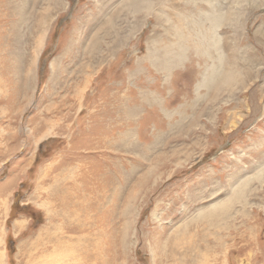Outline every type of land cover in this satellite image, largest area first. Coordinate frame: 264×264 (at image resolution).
<instances>
[{
	"label": "rangeland",
	"instance_id": "obj_1",
	"mask_svg": "<svg viewBox=\"0 0 264 264\" xmlns=\"http://www.w3.org/2000/svg\"><path fill=\"white\" fill-rule=\"evenodd\" d=\"M236 1L0 0V264H264V0Z\"/></svg>",
	"mask_w": 264,
	"mask_h": 264
},
{
	"label": "bare ground",
	"instance_id": "obj_2",
	"mask_svg": "<svg viewBox=\"0 0 264 264\" xmlns=\"http://www.w3.org/2000/svg\"><path fill=\"white\" fill-rule=\"evenodd\" d=\"M223 1V0H222ZM235 1V0H234ZM240 1V0H239ZM238 1V2H239ZM248 1V0H247ZM238 2L236 1V5H242V7H243V4H242V0L239 2V4H238ZM261 2H262V0H255V2H254V5H260L261 4ZM235 3V2H234ZM229 4V3H228ZM253 3L251 2L250 3V5H252ZM208 5H209V3H208ZM226 5V4H225ZM235 5V4H234ZM263 5V4H262ZM211 6H213V5H211ZM215 6V5H214ZM228 6V5H227ZM261 6V5H260ZM222 8V7H221ZM236 8V7H235ZM22 9V8H21ZM207 10V9H206ZM209 11L211 10V9H208ZM222 10H223V8H222ZM239 11L241 10V9H238ZM226 11V10H225ZM208 12V11H207ZM235 12H237L238 13V11H235ZM209 13V12H208ZM223 13V12H222ZM235 14V13H234ZM240 14H241V12H240ZM206 15V14H205ZM205 15H203V17H205ZM228 17H226V18H224V19H229V17H230V14H229V12H228ZM238 15V14H237ZM207 16V15H206ZM210 17L208 18V19H210V31H209V33H207V34H203V36H202V38L200 39V41H209V44H210V48L208 49V50H212L213 51V53L214 54H216V53H219L218 51L220 50L219 48H218V41L221 39L220 38V36L221 35H219L218 37H217V29H218V27H220L221 26V22H220V20H219V13H218V6L216 5L215 6V8H214V11H211V14L209 15ZM241 16H239L238 18H240ZM245 17V16H244ZM201 18V17H200ZM203 19H205V18H203ZM222 19V18H221ZM199 20V19H198ZM262 20V19H261ZM205 21H207V20H204V22ZM227 21V20H226ZM203 22V23H204ZM224 22V21H223ZM202 23V22H201ZM200 23V24H201ZM227 23V22H226ZM238 23V22H237ZM196 24V23H195ZM206 24H208V22H206ZM193 25V24H192ZM203 24H201V26H202ZM205 25V24H204ZM200 26V25H199ZM225 26L227 27V24H223V27H224V29H225ZM203 27V26H202ZM208 28H209V26H208ZM202 29V28H201ZM227 29H228V27H227ZM207 30V29H206ZM202 31V30H201ZM257 31V30H256ZM202 34V33H201ZM220 34V33H219ZM260 34H261V32H260ZM263 37H264V34L262 35ZM261 36V37H262ZM216 38H217V40H216ZM223 39V38H222ZM263 42H264V40H262ZM219 49V50H218ZM211 52V51H210ZM233 52V51H232ZM256 52V51H255ZM234 55V54H233ZM228 56V55H227ZM219 59V58H218ZM216 63V62H215ZM214 66V65H213ZM217 69V68H216ZM216 71V70H215ZM252 72V71H251ZM216 73V72H215ZM218 74V73H217ZM206 77V76H205ZM218 77H219V75H218ZM209 79V78H208ZM211 79H213V76L211 77ZM210 79V80H211ZM216 79V78H215ZM217 80V79H216ZM235 82V81H234ZM211 82L210 81H208V84H210ZM237 83V82H236ZM205 86V85H204ZM206 87V86H205ZM238 186V185H237ZM242 187V186H241ZM237 191V190H236ZM239 191H240V189H239ZM234 192H235V190H234ZM241 193H243V190L241 191ZM234 194V193H233ZM235 195V194H234Z\"/></svg>",
	"mask_w": 264,
	"mask_h": 264
}]
</instances>
